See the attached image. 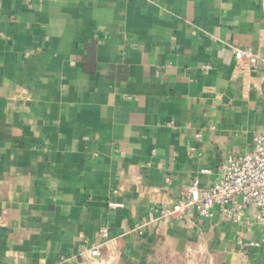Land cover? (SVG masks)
Listing matches in <instances>:
<instances>
[{"label": "crops", "instance_id": "obj_1", "mask_svg": "<svg viewBox=\"0 0 264 264\" xmlns=\"http://www.w3.org/2000/svg\"><path fill=\"white\" fill-rule=\"evenodd\" d=\"M238 49L264 61V0H0V264H87L103 227L104 264H264L254 219L150 221L253 148Z\"/></svg>", "mask_w": 264, "mask_h": 264}, {"label": "built area", "instance_id": "obj_2", "mask_svg": "<svg viewBox=\"0 0 264 264\" xmlns=\"http://www.w3.org/2000/svg\"><path fill=\"white\" fill-rule=\"evenodd\" d=\"M235 56L261 68L264 74V61H260L251 50L238 49ZM206 67L209 68L210 65ZM194 155L195 149H191L190 156ZM207 171L201 170L202 173ZM219 171V179L211 186L202 187L199 177L196 176L187 193L181 198L156 203L150 221L183 218L192 212L212 218L218 212L233 223L251 225L254 219L261 225L264 234V122L254 136L253 148L222 161ZM251 209H254L253 212ZM100 236L102 241L94 244L87 252V264H104L102 247L109 242L106 227L101 229Z\"/></svg>", "mask_w": 264, "mask_h": 264}]
</instances>
